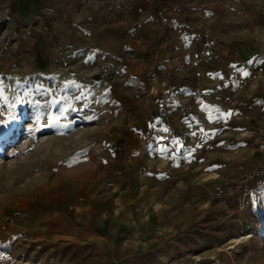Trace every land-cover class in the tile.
Listing matches in <instances>:
<instances>
[{"label":"rangeland","instance_id":"obj_1","mask_svg":"<svg viewBox=\"0 0 264 264\" xmlns=\"http://www.w3.org/2000/svg\"><path fill=\"white\" fill-rule=\"evenodd\" d=\"M258 66L264 0H0V264H264V77L236 97ZM185 96L198 123L146 132ZM121 125L145 132L144 185L79 198ZM95 204L108 255L64 260L23 226Z\"/></svg>","mask_w":264,"mask_h":264},{"label":"crops","instance_id":"obj_2","mask_svg":"<svg viewBox=\"0 0 264 264\" xmlns=\"http://www.w3.org/2000/svg\"><path fill=\"white\" fill-rule=\"evenodd\" d=\"M198 81L200 84L205 83L200 81V74ZM186 98V96L178 99L174 98L168 118L154 117L146 132H154L160 134V136L169 135L170 142L173 131L176 133L178 129H180V132L182 130L187 131L190 128V120H197L198 123L202 116L198 110L192 115L186 113L183 105ZM143 107L141 100H137V116L140 121L149 117ZM137 129V132H130L127 125L116 127L118 135L125 138L123 144L126 147L124 151L119 150L117 152L115 147L116 151L113 153V159L105 163L106 166H103V170L92 171L86 175L85 179L71 185L70 188L75 191V195L81 199L90 198L92 195L101 193L105 195L115 192H119V196H127L130 191L134 189L137 191V186L144 185L141 176L143 156L141 155L142 147L140 143L145 140L144 136L146 135L142 128ZM130 133L134 134L130 135ZM161 139L153 134L150 136V141L153 142V144L150 142V146L161 147L163 152L166 153L168 150L166 146L171 147L173 143L160 144ZM108 214L109 210L95 204L84 205L74 212H67L64 208L54 213V215L53 213L29 214L22 221L24 227L35 230L34 238L40 246L59 248L64 260L74 261V258L79 260V257L81 259L85 257L88 260V254L92 256L93 254L108 255L111 245L109 234L113 229L110 224L111 220L107 218ZM54 222L59 224V227L54 228ZM69 222H71V225ZM67 255L70 256L69 259L66 257Z\"/></svg>","mask_w":264,"mask_h":264},{"label":"built area","instance_id":"obj_3","mask_svg":"<svg viewBox=\"0 0 264 264\" xmlns=\"http://www.w3.org/2000/svg\"><path fill=\"white\" fill-rule=\"evenodd\" d=\"M263 77H264V66H258L254 68V70L251 71L250 75L242 82H240V84L238 85L236 97L241 92H243L246 89V87H248L250 84L257 83L263 80ZM231 103L232 105H235V99L231 100Z\"/></svg>","mask_w":264,"mask_h":264},{"label":"bare ground","instance_id":"obj_4","mask_svg":"<svg viewBox=\"0 0 264 264\" xmlns=\"http://www.w3.org/2000/svg\"><path fill=\"white\" fill-rule=\"evenodd\" d=\"M250 72V71H249ZM251 73V72H250ZM252 235H250L249 233H242L240 234L236 239H235V242L237 243H241L243 240H246L248 238H251Z\"/></svg>","mask_w":264,"mask_h":264}]
</instances>
